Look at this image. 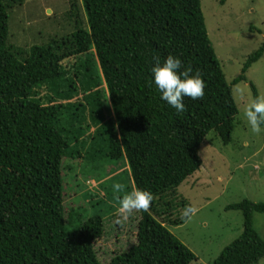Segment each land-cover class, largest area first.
<instances>
[{
  "label": "trees",
  "instance_id": "trees-1",
  "mask_svg": "<svg viewBox=\"0 0 264 264\" xmlns=\"http://www.w3.org/2000/svg\"><path fill=\"white\" fill-rule=\"evenodd\" d=\"M24 1L0 0V264H192L195 253L169 229L193 206L179 188L202 166L210 132L231 142L232 86L248 80L264 40L229 83L201 0H81L86 25L69 0L71 33L20 47L9 42V17ZM169 54L205 81L182 112L152 83L154 57ZM137 188L154 199L129 217L131 245L103 263L95 247L109 234L105 217L117 218L118 197ZM85 204L102 214L86 217ZM225 208L242 212L243 231L211 264H258L264 234L253 218L264 202Z\"/></svg>",
  "mask_w": 264,
  "mask_h": 264
},
{
  "label": "rangeland",
  "instance_id": "rangeland-1",
  "mask_svg": "<svg viewBox=\"0 0 264 264\" xmlns=\"http://www.w3.org/2000/svg\"><path fill=\"white\" fill-rule=\"evenodd\" d=\"M201 1L209 37L231 83L264 40V0ZM69 7V0H25L10 11L9 42L30 47L63 38L75 28L74 21L67 16ZM79 8L86 25L81 0ZM247 77V81L232 86L239 113L231 142L224 145L220 137L210 132L200 151L202 166L179 188L197 211L183 224L169 226V229L195 253L197 258L192 264H211L226 245L241 235L244 215L240 210L226 209L227 204L244 198L264 202V131L252 133L243 116L244 106L254 98L251 83L259 96H264V54L249 68ZM44 93L45 89L40 95ZM77 170L75 168L71 175ZM82 208L86 217L102 214L98 207L87 208L85 204ZM109 218L105 217L109 234L105 233L95 247L103 263H108L118 251L127 249L132 241L130 218L128 222ZM253 220L263 235L264 213H254ZM258 264H264V258Z\"/></svg>",
  "mask_w": 264,
  "mask_h": 264
},
{
  "label": "clouds",
  "instance_id": "clouds-1",
  "mask_svg": "<svg viewBox=\"0 0 264 264\" xmlns=\"http://www.w3.org/2000/svg\"><path fill=\"white\" fill-rule=\"evenodd\" d=\"M151 76L152 83L160 94V99L177 112L184 111L183 100L185 97L197 99L205 94V81L200 73H193L190 66H183L178 56L169 54L162 62L159 57H154ZM243 116L252 133L264 131V96L252 98L244 106ZM113 188L122 191L123 185L115 183ZM153 199V193L146 189L137 188L124 192L122 196L118 197L117 222L127 220L136 211H147ZM196 211L195 207L188 205L183 208L181 217L190 219Z\"/></svg>",
  "mask_w": 264,
  "mask_h": 264
},
{
  "label": "crops",
  "instance_id": "crops-1",
  "mask_svg": "<svg viewBox=\"0 0 264 264\" xmlns=\"http://www.w3.org/2000/svg\"><path fill=\"white\" fill-rule=\"evenodd\" d=\"M200 178V177H199ZM199 178H197L196 180H198ZM195 181V180H194Z\"/></svg>",
  "mask_w": 264,
  "mask_h": 264
}]
</instances>
